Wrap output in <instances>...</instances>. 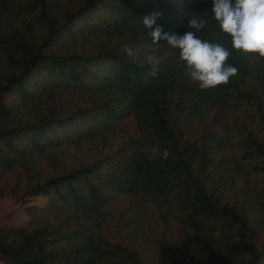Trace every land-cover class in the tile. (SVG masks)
Masks as SVG:
<instances>
[{
	"label": "trees",
	"instance_id": "trees-1",
	"mask_svg": "<svg viewBox=\"0 0 264 264\" xmlns=\"http://www.w3.org/2000/svg\"><path fill=\"white\" fill-rule=\"evenodd\" d=\"M153 13L238 74L201 90L152 44ZM5 196L45 197L0 225L10 264H264V59L233 49L212 0H0Z\"/></svg>",
	"mask_w": 264,
	"mask_h": 264
},
{
	"label": "clouds",
	"instance_id": "clouds-1",
	"mask_svg": "<svg viewBox=\"0 0 264 264\" xmlns=\"http://www.w3.org/2000/svg\"><path fill=\"white\" fill-rule=\"evenodd\" d=\"M212 13L222 32L230 35L233 49L242 54H258L259 58L264 59V0H212ZM156 15L153 13L151 17L144 18L146 28L153 29ZM205 23V20L194 16L187 26L200 31ZM149 36L153 45L163 40L179 50L185 72L201 90L227 85L230 78L238 74V69L227 63L230 52L222 44L201 40L194 31L177 35L163 32L161 27L156 26ZM125 52L133 55L131 47L125 46ZM147 62L153 65L155 73V65L159 61L150 56ZM151 152L152 159L169 157L166 149L161 152L158 148H152Z\"/></svg>",
	"mask_w": 264,
	"mask_h": 264
},
{
	"label": "rangeland",
	"instance_id": "rangeland-1",
	"mask_svg": "<svg viewBox=\"0 0 264 264\" xmlns=\"http://www.w3.org/2000/svg\"><path fill=\"white\" fill-rule=\"evenodd\" d=\"M44 202L45 197L43 196L31 197L25 204H20L11 196H5L0 201V225H22L27 218L24 207L26 205H42ZM0 264H10V262L0 255Z\"/></svg>",
	"mask_w": 264,
	"mask_h": 264
}]
</instances>
